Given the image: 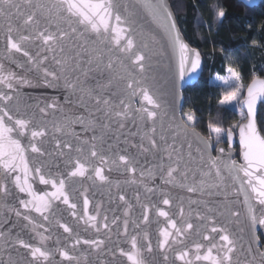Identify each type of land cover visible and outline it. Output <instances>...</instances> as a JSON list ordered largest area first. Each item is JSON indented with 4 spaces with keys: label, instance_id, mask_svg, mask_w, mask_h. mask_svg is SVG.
Wrapping results in <instances>:
<instances>
[{
    "label": "water",
    "instance_id": "1",
    "mask_svg": "<svg viewBox=\"0 0 264 264\" xmlns=\"http://www.w3.org/2000/svg\"><path fill=\"white\" fill-rule=\"evenodd\" d=\"M202 71L168 0H0V264H264V78L214 145Z\"/></svg>",
    "mask_w": 264,
    "mask_h": 264
},
{
    "label": "trees",
    "instance_id": "2",
    "mask_svg": "<svg viewBox=\"0 0 264 264\" xmlns=\"http://www.w3.org/2000/svg\"><path fill=\"white\" fill-rule=\"evenodd\" d=\"M168 1L184 39L203 58L201 76L182 91L181 112L192 113L191 127L206 137L208 124L220 126L225 134L227 128L236 131L244 118L239 108L243 94L236 108L226 107L220 100L229 93L210 79L215 73L225 74L227 67L237 70L245 87L255 76L264 78V2L248 8L238 0ZM257 123L264 135V103Z\"/></svg>",
    "mask_w": 264,
    "mask_h": 264
},
{
    "label": "rangeland",
    "instance_id": "3",
    "mask_svg": "<svg viewBox=\"0 0 264 264\" xmlns=\"http://www.w3.org/2000/svg\"><path fill=\"white\" fill-rule=\"evenodd\" d=\"M210 80L212 84L225 88L226 91L229 93L228 96L220 100V103L226 107L236 108L237 106L236 103L238 99L242 97V94L244 93L243 89H245V84L241 81V78L237 70L234 67H227L225 70V74L219 75L215 73L211 76ZM181 115L184 122L188 126H192L195 123V119L192 113L181 112ZM242 116L243 117L245 116L244 113ZM236 125L237 123L233 126L236 127ZM207 131L210 137L214 140L215 144L223 142L225 140V131L220 126H215V125L212 126L208 124Z\"/></svg>",
    "mask_w": 264,
    "mask_h": 264
},
{
    "label": "flooded vegetation",
    "instance_id": "4",
    "mask_svg": "<svg viewBox=\"0 0 264 264\" xmlns=\"http://www.w3.org/2000/svg\"><path fill=\"white\" fill-rule=\"evenodd\" d=\"M214 141V140H213ZM220 143H223L224 144V146H226V142H225V140L223 141V142H220ZM218 144V143H217ZM217 144H215V142H214V145H217ZM235 149L237 150V152H238V147L236 146L235 147Z\"/></svg>",
    "mask_w": 264,
    "mask_h": 264
}]
</instances>
